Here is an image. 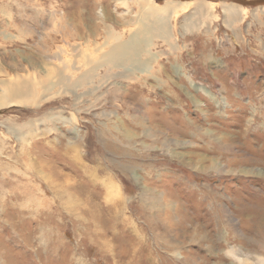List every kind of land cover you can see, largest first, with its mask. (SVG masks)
Masks as SVG:
<instances>
[{
	"label": "rangeland",
	"instance_id": "374dc122",
	"mask_svg": "<svg viewBox=\"0 0 264 264\" xmlns=\"http://www.w3.org/2000/svg\"><path fill=\"white\" fill-rule=\"evenodd\" d=\"M15 77L0 264H264V0H0Z\"/></svg>",
	"mask_w": 264,
	"mask_h": 264
},
{
	"label": "bare ground",
	"instance_id": "6f19581e",
	"mask_svg": "<svg viewBox=\"0 0 264 264\" xmlns=\"http://www.w3.org/2000/svg\"><path fill=\"white\" fill-rule=\"evenodd\" d=\"M167 11H168V7L164 6V7H159L158 9L157 8L156 9H148L147 14H148V16L153 17L157 22L158 21L160 22L162 19H160L159 15L157 13L162 15L163 13H165ZM223 11H224V14L226 15L225 20H226V22L229 23V21L234 18L233 17L234 15H235V17H237L241 12L247 11V9L242 8L241 6H235L232 4V5H227ZM239 20H240V18H239ZM132 47H133L132 42L130 44L129 43L120 44V45L117 44L116 46L112 47L105 55H103L100 62L101 63H108V62H115L116 60H120L121 57H123L124 54L129 49H131ZM57 74L59 75V73H57ZM65 77L68 79L71 76H64V75L59 76L60 80H64V79L67 80ZM15 78H17V77H15ZM17 79H19V80H17ZM17 79L9 78L8 80L0 83V85L2 86V89L0 90L2 92L0 94V107H3V105L5 106L8 103H12V105H15V104L17 105V104L23 103L24 101H26L27 99L32 97V95L34 94V91L32 90V88L30 87L29 84L20 80V78H17ZM205 91H206V89H205ZM209 94L207 93L206 95H208L210 98L214 97L211 94L210 95Z\"/></svg>",
	"mask_w": 264,
	"mask_h": 264
},
{
	"label": "crops",
	"instance_id": "0c3cea01",
	"mask_svg": "<svg viewBox=\"0 0 264 264\" xmlns=\"http://www.w3.org/2000/svg\"><path fill=\"white\" fill-rule=\"evenodd\" d=\"M237 24H241L240 22H236ZM223 27V26H222ZM248 28L250 29V25L248 26ZM223 30H225V29H223ZM229 31V30H228ZM237 31H238V29H237ZM229 34H230V36H232L231 35V33H230V31H229ZM237 34V36L239 37V31L236 33ZM233 42V41H232ZM205 82H210V84H212L213 83V81H209V79H206V81Z\"/></svg>",
	"mask_w": 264,
	"mask_h": 264
},
{
	"label": "built area",
	"instance_id": "2783aa9c",
	"mask_svg": "<svg viewBox=\"0 0 264 264\" xmlns=\"http://www.w3.org/2000/svg\"><path fill=\"white\" fill-rule=\"evenodd\" d=\"M223 34H225V36H227V35H228V32L226 31V32H224Z\"/></svg>",
	"mask_w": 264,
	"mask_h": 264
}]
</instances>
